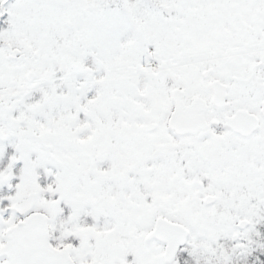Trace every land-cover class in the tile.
I'll return each instance as SVG.
<instances>
[{
	"label": "snow or ice",
	"instance_id": "obj_1",
	"mask_svg": "<svg viewBox=\"0 0 264 264\" xmlns=\"http://www.w3.org/2000/svg\"><path fill=\"white\" fill-rule=\"evenodd\" d=\"M0 264H264V0H0Z\"/></svg>",
	"mask_w": 264,
	"mask_h": 264
}]
</instances>
